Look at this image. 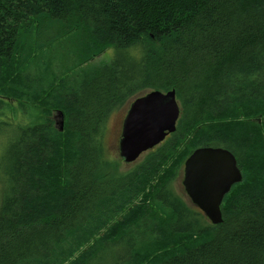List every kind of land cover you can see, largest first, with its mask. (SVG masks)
Returning a JSON list of instances; mask_svg holds the SVG:
<instances>
[{
  "label": "trees",
  "instance_id": "16d2710c",
  "mask_svg": "<svg viewBox=\"0 0 264 264\" xmlns=\"http://www.w3.org/2000/svg\"><path fill=\"white\" fill-rule=\"evenodd\" d=\"M108 47L111 62L80 67ZM173 88L176 130L120 172L112 113ZM0 94L28 108L10 127L0 264H98L112 246L110 264H264V0H0ZM201 146L243 174L220 224L169 191Z\"/></svg>",
  "mask_w": 264,
  "mask_h": 264
},
{
  "label": "water",
  "instance_id": "95a60500",
  "mask_svg": "<svg viewBox=\"0 0 264 264\" xmlns=\"http://www.w3.org/2000/svg\"><path fill=\"white\" fill-rule=\"evenodd\" d=\"M176 89H152L135 98L123 118L119 156L136 161L176 130L180 116ZM60 130H63V115ZM243 179L235 155L227 148L201 146L185 160L183 185L193 203L213 224L223 221L221 204L231 187Z\"/></svg>",
  "mask_w": 264,
  "mask_h": 264
},
{
  "label": "rangeland",
  "instance_id": "374dc122",
  "mask_svg": "<svg viewBox=\"0 0 264 264\" xmlns=\"http://www.w3.org/2000/svg\"><path fill=\"white\" fill-rule=\"evenodd\" d=\"M67 38L68 37H66L63 42L65 51H68V49H70V43L67 42ZM61 53L64 54V55L61 54L62 56L66 55L64 51H61ZM114 55H116L115 49L108 47L101 53L95 55L94 57L84 62L80 67L97 69L96 67L104 66L105 64L111 62L115 58ZM63 62H64V66L68 67L65 61ZM80 76L82 79L81 81H79V83L82 84L86 80V78L83 75H80ZM21 102L22 100H16L11 95L0 94V103H3V105L0 106V208H1V203H2L1 196L4 193V191H6L9 185V178H8L9 176L7 173L8 167L6 168V166H9V160L7 159L6 155H7V150L9 148V145H10V130H11L10 127L13 126V128H15L17 127L19 123H22V124L28 123V108L23 109V107H20L19 103ZM128 106L129 104L123 106L122 108L112 113L107 123V126L105 128V132L103 136L106 156H108L109 159L112 160L113 166L117 165L113 161L120 162V164L117 165L120 172H127L133 169L143 159V157L146 154V153L143 154V156L141 155L142 157H140L137 161L132 162V163H125V161L121 159L119 156V150L117 146V134L121 129L122 121H123V118H124V115H125V112ZM9 107H11V109L8 113L7 110ZM59 114L63 115V120L65 122V117H64L63 112H61L60 110H53L52 119L54 121V126L57 129L60 128L59 121L61 119V116ZM263 119H264L263 117H260L258 119V123L262 124ZM7 122L11 124L9 126L1 125V123H7ZM63 130H64V127H63ZM63 130H60V131H63ZM182 150H183V146H181L178 149L177 154L169 162L166 163L165 168H168L172 163H176L181 159V158L179 159V156H181ZM181 168H182V165L178 170V172L179 171L180 172L176 173V176L173 177L169 185L174 187V190H176L177 193L183 194L184 185L182 181L184 177V172ZM207 220L208 222H210L208 218ZM202 238L203 237H199L197 239V242L202 240ZM124 250H125L124 247H121V248H117L115 246L110 247L108 252L104 253V255L102 256V259L104 260L101 259L98 262V264H110L112 260L118 257V254H120ZM107 253H110V255L109 256L106 255Z\"/></svg>",
  "mask_w": 264,
  "mask_h": 264
},
{
  "label": "flooded vegetation",
  "instance_id": "af4514ba",
  "mask_svg": "<svg viewBox=\"0 0 264 264\" xmlns=\"http://www.w3.org/2000/svg\"><path fill=\"white\" fill-rule=\"evenodd\" d=\"M122 123H123V121H122ZM121 132H122V125H121V129H120V131L118 132V134H117V146H119V139H120V136H121ZM185 163V162H184ZM184 163L182 164V170H183V172H184ZM180 169V170H181ZM180 172V171H179ZM178 172V173H179ZM184 178V177H183ZM183 182V181H182ZM234 186V185H233ZM232 186V187H233ZM232 189V188H231ZM169 191H170V193L171 194H175V195H179L181 198H182V200H184L189 206H191V207H194V208H196V209H199L201 212H202V210L197 206V205H195L194 203H193V201L191 200V198L189 197V195L187 194V192H186V190H185V187H184V193L183 194H180V193H177L176 192V190H174V187H172V186H170L169 187Z\"/></svg>",
  "mask_w": 264,
  "mask_h": 264
},
{
  "label": "bare ground",
  "instance_id": "6f19581e",
  "mask_svg": "<svg viewBox=\"0 0 264 264\" xmlns=\"http://www.w3.org/2000/svg\"><path fill=\"white\" fill-rule=\"evenodd\" d=\"M181 106V105H180ZM182 110V109H181Z\"/></svg>",
  "mask_w": 264,
  "mask_h": 264
}]
</instances>
